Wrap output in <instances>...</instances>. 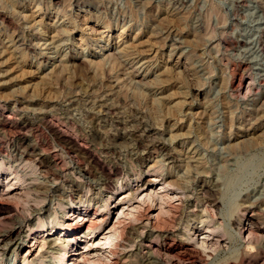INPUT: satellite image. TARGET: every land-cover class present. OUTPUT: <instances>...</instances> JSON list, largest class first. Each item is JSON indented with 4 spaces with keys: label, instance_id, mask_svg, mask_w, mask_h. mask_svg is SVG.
Returning a JSON list of instances; mask_svg holds the SVG:
<instances>
[{
    "label": "rangeland",
    "instance_id": "obj_1",
    "mask_svg": "<svg viewBox=\"0 0 264 264\" xmlns=\"http://www.w3.org/2000/svg\"><path fill=\"white\" fill-rule=\"evenodd\" d=\"M258 2L0 0V264H20L23 254L24 241L9 230L20 226L24 235L38 216L63 220L71 203L109 207L95 233L122 229L105 252L109 264H264V0ZM136 38L149 39L148 48ZM127 42L134 59L118 53ZM164 67L168 78L158 84ZM22 133L34 149L20 143ZM50 149L61 158L58 174L39 164ZM15 173L23 181L6 183ZM149 179L170 183L171 209L143 203L132 218L128 208L144 198ZM246 206L255 235L243 242L235 232ZM153 213L158 221L147 223ZM208 220L225 227L219 247L193 239ZM49 249L47 264L55 255ZM245 249L256 258L244 259Z\"/></svg>",
    "mask_w": 264,
    "mask_h": 264
},
{
    "label": "bare ground",
    "instance_id": "obj_2",
    "mask_svg": "<svg viewBox=\"0 0 264 264\" xmlns=\"http://www.w3.org/2000/svg\"><path fill=\"white\" fill-rule=\"evenodd\" d=\"M260 2V0H259ZM258 2V3H259ZM238 3V2H237ZM262 3V2H261ZM245 4V3H244ZM264 4V3H263ZM256 5V4H255ZM261 9V8H260ZM39 10V9H38ZM264 13V12H263ZM171 14V13H170ZM260 14V13H259ZM35 15V14H34ZM173 15V14H172ZM261 21V20H260ZM43 22V21H42ZM58 24V23H57ZM55 25V24H54ZM52 26H53V23H52ZM263 26V25H261ZM62 27V26H61ZM60 27V28H61ZM259 27V26H258ZM260 28V27H259ZM53 29V28H52ZM63 29V28H61ZM59 29V30H61ZM262 29V28H261ZM57 30V29H56ZM58 30V31H59ZM101 30V29H100ZM122 29H120L121 31ZM257 30V29H256ZM259 30V29H258ZM60 32V31H59ZM60 34V33H59ZM99 34V33H98ZM138 34V33H137ZM260 34H262L260 32ZM51 35V34H50ZM56 35V34H55ZM55 35L53 37H55ZM151 35V34H149ZM57 36V35H56ZM99 36V35H98ZM103 36V35H102ZM135 36V35H134ZM257 36V35H256ZM151 37V36H150ZM45 38V37H44ZM59 38V36H58ZM140 38V37H139ZM119 39V38H118ZM137 39V38H136ZM151 39V38H150ZM260 39V38H258ZM5 40V39H4ZM261 40H262V37H261ZM42 41V40H41ZM51 41V40H49ZM54 41V40H53ZM153 41V40H152ZM151 41V42H152ZM257 41V40H256ZM38 42V41H37ZM52 42V41H51ZM144 42H146L145 44H143ZM139 40L137 39L136 40V44L137 46L141 45V46H147L148 48V45H149V39H145V41L142 40ZM150 42V43H151ZM13 43V42H12ZM32 43V42H31ZM40 43V42H39ZM47 43V42H46ZM60 44L62 43L59 42ZM257 43V42H256ZM262 43V42H261ZM264 43V42H263ZM35 44V43H34ZM49 44V43H48ZM103 44V43H102ZM134 44V43H133ZM47 45V44H46ZM59 45V44H57ZM56 45V46H57ZM115 45V44H114ZM151 45V44H150ZM153 45V44H152ZM171 45V44H170ZM264 45V44H263ZM41 46V45H40ZM260 46V44H259ZM135 47V46H134ZM41 48V47H40ZM172 48V47H171ZM8 49V48H7ZM16 49V48H15ZM133 46L130 44H128V42L126 44H121V47L119 46V51L118 53H120V55L122 56L121 58H126V59H134V51L133 52ZM143 50H145L143 47H142ZM53 50V49H52ZM55 50V48H54ZM118 50V49H116ZM135 50V49H134ZM149 50V49H148ZM174 50V49H173ZM9 51V49H8ZM15 51V50H14ZM17 51V50H16ZM12 53L13 55V52L9 51V53ZM41 52V51H40ZM102 52V51H101ZM144 52H148L147 50L144 51ZM150 52V51H149ZM110 53V52H109ZM141 53V52H140ZM143 54V53H142ZM178 54V53H177ZM15 55V54H14ZM106 55V54H105ZM104 55V56H105ZM119 55V56H120ZM103 56V57H104ZM136 56V55H135ZM168 56V55H167ZM12 57V56H11ZM21 57V55H20ZM23 57V56H22ZM102 57V58H103ZM145 60V62H148V63H151L152 64V61H151V58L148 56H144L143 57ZM14 59V58H13ZM64 59V58H63ZM86 59V58H85ZM143 59V60H144ZM167 59V58H166ZM17 60L20 62V63H23V64H26L24 58H20L18 59L17 57ZM27 61V60H26ZM131 61V60H130ZM90 63L92 62L89 61ZM156 62V61H155ZM95 63L99 64L98 61ZM63 64V63H62ZM62 64L60 65V67H63ZM155 64V63H154ZM27 65V64H26ZM139 65V64H138ZM172 65V64H171ZM66 65H64L65 67ZM166 66V65H165ZM134 67V66H132ZM150 67V66H149ZM171 67V66H170ZM58 69V68H57ZM63 69V68H62ZM168 69V68H167ZM160 70V69H159ZM164 70V71H163ZM163 71V72H162ZM169 71V70H168ZM58 72V71H57ZM146 72V71H145ZM52 73V72H51ZM144 73V72H143ZM145 74V73H144ZM161 75H159V77L157 78H154L156 80V82L159 84H161L163 81H165L168 77H165L167 73V71L165 70V67L164 69H162L159 73ZM158 75V74H157ZM155 75V76H157ZM45 75H42L40 77L43 78V80H45V78H47L46 76L44 77ZM241 76V75H240ZM263 76V75H262ZM261 76V77H262ZM49 77V76H48ZM252 80V79H251ZM4 84V83H3ZM157 84V85H158ZM240 84V83H239ZM247 85V84H245ZM237 86V85H236ZM250 86V85H249ZM235 87V86H234ZM250 89V88H249ZM237 90V89H236ZM246 91V90H245ZM256 91V90H255ZM250 92V91H249ZM253 92V91H252ZM248 93V92H247ZM256 93V92H254ZM240 94V93H239ZM251 94V93H250ZM153 96V95H152ZM241 96V95H240ZM245 96V95H244ZM253 96V95H252ZM243 97V96H242ZM241 97V98H242ZM153 98V97H152ZM155 98V97H154ZM166 97H164V95L156 98L157 100L158 99H165ZM244 99V98H243ZM247 99V98H246ZM160 100L156 101L157 104L158 102H160ZM153 101V99L151 100ZM155 101V100H154ZM248 102V101H247ZM155 103V102H154ZM254 104V103H253ZM259 106V105H257ZM260 107V106H259ZM258 107V108H259ZM263 107V106H262ZM251 108V107H250ZM263 111V110H262ZM44 112V111H43ZM251 112V111H250ZM256 112V111H255ZM261 112V111H260ZM259 112V113H260ZM262 114V113H261ZM260 114V115H261ZM264 114V113H263ZM259 115V116H260ZM2 116V115H1ZM258 116V117H259ZM262 116V115H261ZM261 118V117H259ZM12 121V120H11ZM23 121V120H22ZM31 121V120H30ZM47 122V121H46ZM52 122V121H51ZM30 123V122H29ZM14 124L17 126V127H20L21 128H24L26 127L28 124L27 123H19V122H14ZM60 126V125H58ZM31 127V126H30ZM35 127V126H34ZM48 128L51 129L55 134H57L58 137L62 138V139H66V140H69V141H73L75 142V144L77 145V147L80 149H85V147L79 143L76 139L72 138L70 136L69 133H67L65 130H62L60 127L58 128L56 125H54L53 123H49L48 124ZM17 130V129H16ZM67 130V129H66ZM244 130V129H243ZM14 131V129H13ZM32 131V130H31ZM34 132V131H33ZM16 133V132H15ZM30 133V132H29ZM69 134V135H68ZM238 134V133H237ZM150 135V134H149ZM20 137V143H25V147L27 148V150H29V146H30V149H34L35 145L36 144H33V143H30V135H28L27 133H22V135H19ZM153 137V136H152ZM155 138V137H153ZM152 138V139H153ZM229 139V138H228ZM13 141V140H11ZM36 141V140H35ZM34 141V142H35ZM148 141V140H147ZM39 142V141H38ZM66 142V141H65ZM72 142V143H73ZM150 142V141H149ZM156 142V141H155ZM37 143V141H36ZM48 143V142H47ZM71 143V142H70ZM74 144V143H73ZM228 144V143H227ZM14 146V145H13ZM38 146V145H37ZM36 146V147H37ZM226 146V145H225ZM229 146V145H228ZM39 147V146H38ZM60 147V146H59ZM76 147V146H75ZM76 147V148H77ZM56 148V147H55ZM53 149V147H52ZM55 150V149H54ZM53 151H50L48 153H43V152H40L41 154H39V164H41L42 166L41 167H44V171L46 173V170H50L51 168H53V166H55L56 168V171L54 173L57 172V167L60 166V160L56 157V153ZM65 150V149H64ZM87 151V149H86ZM85 151V152H86ZM65 152V151H64ZM77 152V151H76ZM94 152V151H93ZM31 153V152H30ZM21 154V153H20ZM68 154V153H67ZM66 154V155H67ZM30 155V154H29ZM28 155V156H29ZM89 155L95 160V162H97L101 168H105L104 164L98 159V157L96 155H94L93 153H89ZM27 156V157H28ZM37 156V155H36ZM58 156V155H57ZM74 156V155H73ZM38 157V156H37ZM21 158V157H20ZM30 158V157H29ZM63 158V156H62ZM33 159V158H32ZM102 159V158H101ZM76 160V159H75ZM3 161V160H2ZM105 161V160H104ZM34 162V161H33ZM67 162V161H66ZM64 162L63 164H61L63 167L64 165H67L68 163ZM30 164V163H28ZM34 164V163H33ZM59 164V165H57ZM32 165V164H31ZM35 165V164H34ZM57 165V166H56ZM86 165V164H85ZM5 165L2 164V162L0 161V176L5 172ZM25 166V165H24ZM69 166V165H67ZM28 167V166H27ZM33 167V166H31ZM66 167V166H65ZM159 168V167H158ZM29 169V168H28ZM32 169V168H31ZM36 169V168H35ZM60 170H63V168H59ZM155 169V168H154ZM53 170V169H52ZM59 170V172H60ZM74 170V169H73ZM51 171V170H50ZM119 171V170H118ZM73 172V171H72ZM108 172V171H107ZM31 173V172H30ZM41 173V172H40ZM39 173V174H40ZM53 173V175H54ZM64 173V172H63ZM71 173V172H70ZM81 173V172H80ZM6 174V173H5ZM17 174V173H15ZM32 174V173H31ZM58 174V172H57ZM56 174V175H57ZM62 174V173H61ZM66 173H64V176H65ZM91 174V173H90ZM18 175V174H17ZM14 175L12 178H10L9 176H7V179H6V183H20V180L23 181L19 176L20 175ZM22 175V174H21ZM34 175V174H32ZM12 176V175H11ZM40 176V175H39ZM52 176V175H51ZM60 176V175H59ZM70 176V175H69ZM68 176V177H69ZM76 176V175H75ZM93 176V175H92ZM8 177L10 178L8 180ZM55 177V175L53 176ZM63 177V175H62ZM36 178V177H35ZM57 178V177H56ZM61 178V177H60ZM65 178V177H64ZM79 178V177H78ZM28 179V178H27ZM26 179V180H27ZM68 179V178H67ZM86 179V178H85ZM62 180V179H61ZM81 180V179H80ZM170 180V179H169ZM1 181V180H0ZM58 181V180H57ZM63 181V180H62ZM160 181V180H159ZM5 182V181H4ZM27 182V181H26ZM42 181H40V184ZM68 182V181H66ZM88 182V181H87ZM146 182L148 183V187H146L145 189V193H144V198H140L137 200V203L131 205L129 208H128V211L126 214L128 215H131L132 218H134L137 214V211L140 208V205L141 204H149L150 203H154L155 202L157 203V205L159 206V209L158 211L160 213L164 212V213H167L168 211L167 210H170L171 208V204H170V200L173 199L171 198L172 197V194L171 192L169 191V182L167 183H156L155 181L153 180H146ZM5 183V184H6ZM22 183V182H21ZM49 183V182H48ZM61 183V182H60ZM81 183V182H80ZM84 183V182H83ZM96 183V182H95ZM4 184V185H5ZM23 184V183H22ZM20 184V185H22ZM29 184V183H28ZM39 185V184H38ZM47 185V184H46ZM67 185V184H66ZM79 185V184H78ZM85 185V184H84ZM9 186V185H8ZM24 187V186H23ZM102 187V186H101ZM9 188V187H8ZM49 189V188H48ZM25 190H27V188H25ZM50 190V189H49ZM88 190V189H87ZM98 190V189H97ZM96 190V191H97ZM137 191V190H136ZM20 192V191H19ZM23 192V191H22ZM53 192V191H52ZM55 192V191H54ZM70 193V192H69ZM142 193V194H143ZM18 193H14V195H17ZM23 194V193H22ZM21 193L18 194L19 195H22ZM26 194V193H25ZM14 195H11V196H14ZM124 195V194H123ZM179 195V194H178ZM142 196V195H141ZM142 196V197H143ZM16 197V196H15ZM174 197V196H173ZM177 197V196H176ZM21 198V196H20ZM175 198V197H174ZM19 199V198H18ZM46 199V198H45ZM54 199V198H53ZM5 200V199H4ZM132 200V199H131ZM134 200V198H133ZM177 200V199H176ZM179 200V199H178ZM39 201V200H38ZM60 201V200H59ZM126 201V200H125ZM155 201V202H154ZM248 202V201H247ZM36 203L39 204V202H37L36 200ZM54 203V202H53ZM58 203V202H57ZM106 203V202H105ZM131 203V202H130ZM214 203V202H213ZM41 207L39 208L40 210H42L44 208L43 206V202L40 203ZM58 207H62L63 205L61 203H58ZM72 204V205H71ZM71 209L73 210V212L70 210H67V212H65L64 215V218L63 220H60L58 221L57 219H55V216H53L51 219H44V217L42 216H38L36 218V222L34 223V226L33 228L31 229L30 227L29 228H26V233L24 235H22L23 233L20 231L19 227H14L13 229L9 230V234L14 236L15 239L17 240V237H19L20 235V240L21 241H24V246H23V254L21 255V260H20V264H47L46 261H44V253L46 252V250L48 248L52 249L53 251H55V255L53 257V261L50 263V264H88V262H90L91 264H109L107 262V260H109L108 258L106 259L105 258V252H109L111 253V245L114 243V241L119 237L120 233H121V230L120 228H118L119 226L118 225H112L111 228L112 230L114 231L113 233H107V235H104L102 234L101 232L98 234V235H95V233H97L96 231L99 230L102 226V220H103V215H105L104 213H106V209L108 206L107 204H104L103 203V206L104 207H99V209H94V210H87V207H83L82 209L81 206L79 207H75L73 203H71ZM176 204V203H175ZM56 205V203H55ZM174 205V204H173ZM100 206V205H99ZM177 206V205H176ZM252 206V205H251ZM36 207V206H35ZM38 207V205H37ZM51 207V206H50ZM64 207V206H63ZM127 207V206H126ZM125 207V208H126ZM153 207V206H152ZM156 207V206H155ZM154 207V209H155ZM247 207V206H246ZM34 208V207H33ZM109 208V207H108ZM147 208V207H146ZM150 208V207H148ZM147 208V209H148ZM158 208V207H157ZM249 207L245 208V210L243 211V213L240 214V218L238 219L239 220V225L237 227V230H236V235L237 237L244 242V240H250V237L251 235H255L254 233H252V227H250V223H254V215H252V212L250 213ZM56 209V208H55ZM75 209H78V213H76L74 210ZM124 209V208H123ZM151 209V208H150ZM53 211V210H52ZM60 211V210H59ZM70 211V212H69ZM82 211V212H81ZM147 211V210H146ZM153 211V210H152ZM252 211V210H251ZM55 212V211H53ZM122 212V211H121ZM120 212V213H121ZM140 213V211H138ZM150 212V211H149ZM40 213H42L40 211ZM123 213V212H122ZM146 213V212H145ZM156 213V212H155ZM204 213V212H203ZM209 213V212H208ZM141 214V213H140ZM154 214V213H153ZM153 214H148V218H147V223H149L150 221H158V219H156L157 215H153ZM158 214V213H157ZM254 214V213H253ZM54 215V214H53ZM108 215V214H107ZM139 215V214H138ZM142 215V214H141ZM207 215V214H206ZM48 216V215H47ZM116 216V215H115ZM156 216V217H154ZM200 216V215H199ZM24 217V216H23ZM137 217V216H136ZM142 217V216H141ZM140 217V218H141ZM205 217V216H204ZM209 217V216H208ZM1 218V217H0ZM116 218V217H115ZM144 218V217H142ZM146 218V217H145ZM159 218V217H157ZM162 218V217H161ZM203 218V217H202ZM21 219V218H20ZM136 219V218H135ZM207 219V218H206ZM19 220V219H18ZM118 220V219H117ZM139 220V219H138ZM195 220V219H194ZM202 220V219H201ZM210 220V219H209ZM207 221L206 224L204 225V228H203V231L200 233L199 236L197 237H193V239H195V242L198 243V244H202V243H210L212 245H214L215 247H219L218 245L220 244V239H221V235H223L224 233V229L225 227H221L219 224L218 225H214L212 224L210 221ZM214 220V219H213ZM212 220V222H213ZM149 221V222H148ZM161 221V220H159ZM204 221V220H203ZM258 221V220H257ZM18 222V221H17ZM235 222V221H234ZM20 223V222H19ZM145 223V222H144ZM190 223V222H189ZM188 223V224H189ZM257 223V222H256ZM27 224V223H26ZM160 224V223H159ZM216 224V223H215ZM260 224V223H259ZM148 225V224H147ZM139 226V225H138ZM154 226V225H153ZM164 226V225H163ZM189 226V225H188ZM187 226V227H188ZM236 226V225H235ZM13 227V226H12ZM126 227V226H125ZM137 227V226H136ZM260 227V226H259ZM80 228H84V232L79 235L78 234V230ZM108 228V227H107ZM145 228V226H144ZM149 228V227H148ZM161 228V227H160ZM166 228H169V227H166ZM255 228V227H254ZM264 228V227H263ZM152 229V228H151ZM156 229V228H155ZM163 229V228H162ZM195 229L194 227L190 228V232H191V236H194L195 235ZM103 230V229H102ZM107 230V229H106ZM136 230V229H135ZM138 230V229H137ZM144 230V229H143ZM142 230V231H143ZM159 230V229H158ZM164 230V229H163ZM170 230V229H169ZM124 231V230H123ZM122 231V232H123ZM140 231V230H139ZM151 231V230H150ZM149 231V232H150ZM162 231V230H161ZM166 231V230H165ZM188 231V230H187ZM186 231V232H187ZM8 232V231H7ZM99 232V231H98ZM104 232H107V231H104ZM255 232V231H254ZM53 233H56L55 235ZM122 234V233H121ZM156 234V233H155ZM260 235V234H259ZM264 236V234H262ZM188 236V235H187ZM196 236V235H195ZM226 236V235H225ZM257 236V235H256ZM121 237V236H120ZM156 237V236H155ZM158 237V236H157ZM162 238V237H160ZM187 238V237H186ZM189 238V237H188ZM259 238V237H258ZM261 238V237H260ZM18 239V240H19ZM253 239V237H252ZM254 240V239H253ZM260 240V239H259ZM12 241V240H11ZM253 242V241H252ZM258 242V241H257ZM256 242V244H257ZM264 242V241H263ZM249 243V242H248ZM18 245L21 244L20 241H18L17 243ZM148 244V243H147ZM149 245V244H148ZM226 245V244H225ZM258 245V244H257ZM16 246V245H15ZM204 246V245H203ZM203 246H201L203 248ZM212 246V247H214ZM260 246V245H259ZM205 247V246H204ZM253 247V246H252ZM251 247V249H253ZM262 248V247H261ZM49 249V250H50ZM155 249V248H154ZM204 249V248H203ZM208 249V248H207ZM251 249H245L242 257H246V256H249V257H253V255L250 256V250ZM241 250V249H240ZM254 250V249H253ZM258 250V249H256ZM156 251V250H155ZM243 251V250H242ZM252 251V250H251ZM261 251V250H260ZM4 253V252H3ZM239 253V252H238ZM242 254V253H241ZM240 254V256H241ZM259 254V253H258ZM108 255V254H107ZM238 256V254H237ZM236 256V257H237ZM109 257V256H108ZM243 257V258H244ZM248 257V258H249ZM239 258V257H238ZM254 258H256V256H254ZM245 259V258H244ZM264 258H262L261 261H263ZM87 260V261H86ZM225 260V259H224ZM252 260V259H251ZM228 261V260H227ZM241 261V260H240ZM243 261V260H242ZM250 261V260H249ZM254 261V259H253ZM252 261V262H253ZM19 262V261H18ZM112 262V261H111ZM248 262V261H246ZM251 262V261H250ZM256 262V261H255ZM259 262V261H258ZM151 263V262H150ZM233 263V262H232ZM245 263V262H244ZM153 264V263H152ZM226 264V263H225ZM228 264V263H227ZM262 264V263H261Z\"/></svg>",
    "mask_w": 264,
    "mask_h": 264
}]
</instances>
